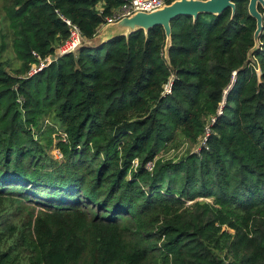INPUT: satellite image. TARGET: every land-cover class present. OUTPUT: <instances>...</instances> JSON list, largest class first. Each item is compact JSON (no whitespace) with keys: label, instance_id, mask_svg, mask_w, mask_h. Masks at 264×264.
Returning <instances> with one entry per match:
<instances>
[{"label":"trees","instance_id":"1","mask_svg":"<svg viewBox=\"0 0 264 264\" xmlns=\"http://www.w3.org/2000/svg\"><path fill=\"white\" fill-rule=\"evenodd\" d=\"M1 1L0 264H264V29L252 51L249 0L175 18L168 58L156 26L34 74L69 37L63 17L92 41L125 0Z\"/></svg>","mask_w":264,"mask_h":264},{"label":"water","instance_id":"2","mask_svg":"<svg viewBox=\"0 0 264 264\" xmlns=\"http://www.w3.org/2000/svg\"><path fill=\"white\" fill-rule=\"evenodd\" d=\"M260 5L264 7V0H249V13L257 20V29L254 35L256 45L252 51L259 48L260 34L264 29V15L259 9ZM229 8L235 14L236 0H175L161 9L152 12H137L107 24L101 31V40L98 43L109 41L118 36L129 37L132 33L141 29L147 33L156 26H163L167 34L166 57L168 58V52L172 44V21L175 18L187 15L197 19L199 14L202 13L220 15ZM56 59V56H51L52 61Z\"/></svg>","mask_w":264,"mask_h":264},{"label":"built area","instance_id":"3","mask_svg":"<svg viewBox=\"0 0 264 264\" xmlns=\"http://www.w3.org/2000/svg\"><path fill=\"white\" fill-rule=\"evenodd\" d=\"M173 1L175 0H172V2ZM166 4H170V3H168L167 0H125L123 5L120 6L117 10H115L111 16H108L105 18V21L101 24L100 29L106 26L107 24L116 22L126 16H131L132 14L141 12V11L152 12V11L163 8ZM63 19L69 25L70 35L61 45H59L56 48L55 50L56 58L64 54H67V53L76 52L85 43L91 42L85 39V37L82 35L80 28L76 24H74L70 19H67L64 17ZM51 61H52L51 57H48L47 59L42 60L39 65L33 66L31 73L34 74L38 72ZM171 87H172V83L171 82L167 83L165 85V92L170 93ZM213 120H215V118H213ZM62 136L64 139L66 138L65 133H62ZM153 165L154 164L152 162H149L147 164V167L149 169H152Z\"/></svg>","mask_w":264,"mask_h":264},{"label":"rangeland","instance_id":"4","mask_svg":"<svg viewBox=\"0 0 264 264\" xmlns=\"http://www.w3.org/2000/svg\"><path fill=\"white\" fill-rule=\"evenodd\" d=\"M2 1L0 0V13H1V9H2ZM105 27V26H104ZM103 27V28H104ZM103 28H101L99 31H98V33H97V35H96V37L94 38V40H92L91 42H89L88 44H96V43H98L99 42V40H101V38H100V34H101V31H102V29ZM15 64H17V61H14V65ZM47 121H45V123H46ZM53 138H56V136H55V134L53 135ZM188 146H187V144H185L184 146H182V147H180V148H178V149H171V150H169L167 153H165V154H162L163 155V158H165V159H167V158H171V159H178V158H180L181 157V154L183 153V151L187 148ZM198 146H194V149H198L197 148ZM52 153H53V155L55 156V158H57V159H61L62 157V151L59 149V148H57L56 146H54L53 147V149H52ZM37 208V207H36ZM38 209V208H37Z\"/></svg>","mask_w":264,"mask_h":264}]
</instances>
